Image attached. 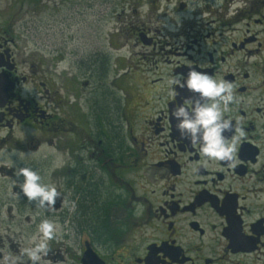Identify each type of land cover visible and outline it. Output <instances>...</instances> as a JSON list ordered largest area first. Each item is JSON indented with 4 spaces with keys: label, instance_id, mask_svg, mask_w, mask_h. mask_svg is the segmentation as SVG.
<instances>
[{
    "label": "flooded vegetation",
    "instance_id": "af4514ba",
    "mask_svg": "<svg viewBox=\"0 0 264 264\" xmlns=\"http://www.w3.org/2000/svg\"><path fill=\"white\" fill-rule=\"evenodd\" d=\"M102 5L125 30L119 63L93 48L60 70L65 57L43 64L0 25V207L27 166L57 186L48 214L88 240L82 255L89 244L104 264H264V0ZM189 67L234 86L226 117L244 135L225 133L230 162L204 163L170 116L196 99L167 98L169 75Z\"/></svg>",
    "mask_w": 264,
    "mask_h": 264
},
{
    "label": "rangeland",
    "instance_id": "374dc122",
    "mask_svg": "<svg viewBox=\"0 0 264 264\" xmlns=\"http://www.w3.org/2000/svg\"><path fill=\"white\" fill-rule=\"evenodd\" d=\"M105 1L96 0L95 7L93 0H66L69 6L58 9H53L51 3H43L39 6L41 10L26 14L27 8H34L33 3H40L36 0L31 3L0 0V25L14 32L23 50L29 48L45 59L43 64L48 60L54 65L65 57V63L59 65L60 70L70 63L75 51L83 56L93 48L96 52L102 50L108 56H114L119 63V55L123 53L118 51L123 49L118 48L124 46L125 30H122L118 15L102 10ZM74 3L80 6L73 8ZM98 56L96 54V58ZM12 204L0 207V264L30 263L20 250L28 246L36 224L44 217L56 220L61 226L58 237L50 242L47 258L52 264H79L84 242L88 240L75 238L74 229L65 228L56 215L49 216L50 209L32 206L22 194L18 198L13 196Z\"/></svg>",
    "mask_w": 264,
    "mask_h": 264
},
{
    "label": "clouds",
    "instance_id": "9594fccd",
    "mask_svg": "<svg viewBox=\"0 0 264 264\" xmlns=\"http://www.w3.org/2000/svg\"><path fill=\"white\" fill-rule=\"evenodd\" d=\"M166 84L168 99L175 100L185 90L196 97L195 100L182 99L172 106L170 116L178 121L177 128L181 139L183 140L186 134L190 146L197 148L198 154L205 158L204 163L232 161L235 138L230 141L225 133L244 135L243 129L235 127L231 117H226L230 105L235 102L233 84L197 67H189L186 75H169ZM13 155L16 153H11L7 158L9 167L13 163ZM13 175L17 177L12 182L13 187L19 188V192L14 193L15 197L18 198L22 194L29 203H35L41 209L55 208L61 194L55 184L44 182L38 170L24 166L14 171ZM60 227L56 220L42 218L28 239V246L20 250L21 255L26 256L30 264H52L47 258L51 251L50 242L58 237Z\"/></svg>",
    "mask_w": 264,
    "mask_h": 264
},
{
    "label": "water",
    "instance_id": "95a60500",
    "mask_svg": "<svg viewBox=\"0 0 264 264\" xmlns=\"http://www.w3.org/2000/svg\"><path fill=\"white\" fill-rule=\"evenodd\" d=\"M81 264H104L96 253L90 248L89 244L87 245V249L82 255Z\"/></svg>",
    "mask_w": 264,
    "mask_h": 264
},
{
    "label": "trees",
    "instance_id": "16d2710c",
    "mask_svg": "<svg viewBox=\"0 0 264 264\" xmlns=\"http://www.w3.org/2000/svg\"><path fill=\"white\" fill-rule=\"evenodd\" d=\"M86 212L89 210L88 208H85ZM87 214V213H86ZM85 224H91V225H94L93 222L89 221V220H86Z\"/></svg>",
    "mask_w": 264,
    "mask_h": 264
}]
</instances>
